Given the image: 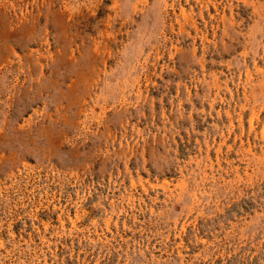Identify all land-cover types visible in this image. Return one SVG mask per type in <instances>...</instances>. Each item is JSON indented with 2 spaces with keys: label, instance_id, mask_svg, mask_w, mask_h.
Returning <instances> with one entry per match:
<instances>
[{
  "label": "rangeland",
  "instance_id": "1",
  "mask_svg": "<svg viewBox=\"0 0 264 264\" xmlns=\"http://www.w3.org/2000/svg\"><path fill=\"white\" fill-rule=\"evenodd\" d=\"M0 264H264V0H0Z\"/></svg>",
  "mask_w": 264,
  "mask_h": 264
}]
</instances>
